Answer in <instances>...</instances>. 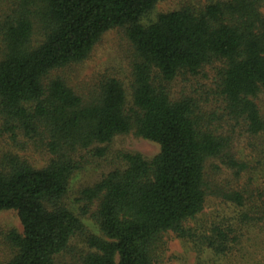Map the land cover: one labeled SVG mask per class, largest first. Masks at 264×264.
<instances>
[{
    "label": "trees",
    "instance_id": "1",
    "mask_svg": "<svg viewBox=\"0 0 264 264\" xmlns=\"http://www.w3.org/2000/svg\"><path fill=\"white\" fill-rule=\"evenodd\" d=\"M162 1L0 0V119L14 142L24 138L42 159L37 165L12 151L0 158V213L17 211L23 226L22 234H9L12 253L3 264H56L83 228L64 205L71 180L118 136L135 134L161 152L152 160L125 153L123 168L81 189L78 200L96 206L104 234L89 238L83 264H155V247L167 233L184 237V224L204 211L211 191L246 206L247 195L206 177L213 159L237 179L248 168L215 126L224 118L193 96L174 100L170 87L214 67L224 117L264 137L257 103L264 96V0H209L200 11L184 8L143 25ZM115 29L131 46L129 71L113 59L88 81H75L74 67ZM214 234L223 248L227 233L216 227Z\"/></svg>",
    "mask_w": 264,
    "mask_h": 264
},
{
    "label": "rangeland",
    "instance_id": "2",
    "mask_svg": "<svg viewBox=\"0 0 264 264\" xmlns=\"http://www.w3.org/2000/svg\"><path fill=\"white\" fill-rule=\"evenodd\" d=\"M208 2L209 0L162 1L144 18L143 25L156 22L161 14L184 8L200 11ZM1 4L3 5L2 2L0 6ZM130 49L124 30H112L96 46L94 57L84 65L75 66L71 73L75 81H88L100 67L113 59H117L118 65L129 71L127 61L124 60L131 55ZM216 89L214 67H207L198 76H179L170 87L174 100L180 99L182 95L193 96L200 99L205 111L218 112L224 118L217 121L215 126L233 139L235 154L248 168L237 179L220 160L213 159L206 164V177L212 185L219 188L244 193L248 196L247 204L239 207L211 191L204 211L184 224L187 234L181 237L173 232L167 233L161 244L155 247V264H264V137L251 136L242 126L228 121L224 117L220 97L215 94ZM257 103L264 112V96L261 95ZM2 121L0 119V158L8 151L20 152L35 164H41L42 159L38 152L35 149L27 150L22 137L19 142H14ZM102 146L107 148L106 155L102 158L85 159L71 180L64 205L81 219L83 228L72 238L66 251L56 258V264H83L84 258L92 251L89 238H104L96 217V206L87 209L78 200L81 189L94 184L113 169L123 168L125 164L122 163V155L125 153H139L152 160L161 152L159 144L139 138L135 134L118 136L111 144ZM213 190L219 192L222 189ZM216 227H221L228 235L227 242L221 249L214 241ZM13 231L23 233L18 212H1L0 264L12 253L8 236Z\"/></svg>",
    "mask_w": 264,
    "mask_h": 264
}]
</instances>
